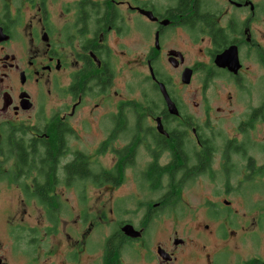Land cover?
Here are the masks:
<instances>
[{
    "label": "flooded vegetation",
    "instance_id": "1",
    "mask_svg": "<svg viewBox=\"0 0 264 264\" xmlns=\"http://www.w3.org/2000/svg\"><path fill=\"white\" fill-rule=\"evenodd\" d=\"M140 67L159 98L125 97ZM0 181L44 213L0 264H264V223L219 199L264 198V0H0Z\"/></svg>",
    "mask_w": 264,
    "mask_h": 264
},
{
    "label": "rangeland",
    "instance_id": "2",
    "mask_svg": "<svg viewBox=\"0 0 264 264\" xmlns=\"http://www.w3.org/2000/svg\"><path fill=\"white\" fill-rule=\"evenodd\" d=\"M189 56H190V60L197 59V56L195 54L190 53ZM170 72L171 75L173 76L172 78L173 81L175 83L177 82L180 85L178 88H176L178 90H173L175 87L174 85H171L170 90H173L174 92H180V95L188 96L191 105L194 100L200 101V97H199V95L201 94L200 92L201 84L199 81L201 76L200 74H197L195 78L192 80L191 84L185 87L181 84L180 78L177 75L176 71H170ZM123 74H124V78L121 88L126 98L130 97V98L139 99L142 103H145L146 100H153L159 98V92L153 87L152 82L146 80V75L149 74V70L147 68L140 67L134 70H124ZM216 86L217 87H215L214 90L211 88L206 93L208 94L222 93V92H227L229 90V88L225 86L223 83H218L216 84ZM191 105H189L190 109H197V107ZM15 168L17 167L13 165V169ZM16 185H17L16 183H8L5 181H0V244L2 251L4 252H6L7 249L11 248V245L15 238V236L11 235V233H15L16 226L12 224H9L8 226L7 221L12 219V216L15 215L16 212L20 213V215L23 216L25 210H28L32 214V216L31 219H27V221L30 224H33L32 228L37 229V232L36 230L32 232H34L35 236L37 237H44L43 229L40 226L42 221L44 220L43 219L44 213L40 210V208H38V206L36 207L35 204L32 203L26 204L23 201V198H19L17 194L13 192L15 189H19ZM241 188L242 191L246 193L251 189H253L254 185L244 184L242 185ZM258 188L264 190V183H258ZM223 189H224V183L221 182V190ZM224 198L229 199L233 207L239 210V215H243L244 213H246L250 217V220L259 223L257 229H255L250 235V237L254 239L258 238L260 236L259 235L260 227H261L260 223H264V214H262L261 212H248V211H250V209L251 210L256 209V205L254 204L255 202L264 203V198L240 197L238 195L233 194L229 197L222 196L219 199L222 200ZM205 199L206 197L201 195L199 191V185H197L195 181L188 183L184 188L183 194H181L178 199H175L176 210L183 211V214H180V222L182 224H186L187 222L192 221L194 217L195 209L204 206ZM214 199L217 200V198ZM221 206H224V204L221 203ZM245 211H247L248 213ZM224 212L225 211H221V213ZM226 215H224L221 219H224ZM178 226L180 225L178 224ZM21 229H22V237L23 235H25V233H26V237L27 236L32 237L30 232H28L23 228ZM17 233L21 234L19 230L17 231Z\"/></svg>",
    "mask_w": 264,
    "mask_h": 264
},
{
    "label": "water",
    "instance_id": "3",
    "mask_svg": "<svg viewBox=\"0 0 264 264\" xmlns=\"http://www.w3.org/2000/svg\"><path fill=\"white\" fill-rule=\"evenodd\" d=\"M190 79H191V71L188 70L185 74H184V81L185 83H189L190 82ZM162 91L163 93L165 94V96L167 97V91L165 89L164 86H162Z\"/></svg>",
    "mask_w": 264,
    "mask_h": 264
}]
</instances>
